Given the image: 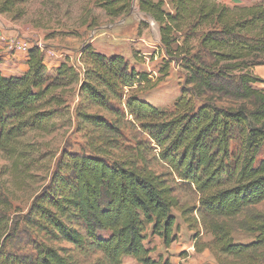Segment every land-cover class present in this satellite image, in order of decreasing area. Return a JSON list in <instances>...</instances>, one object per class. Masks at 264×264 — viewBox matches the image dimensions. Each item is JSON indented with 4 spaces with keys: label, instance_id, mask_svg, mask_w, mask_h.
<instances>
[{
    "label": "trees",
    "instance_id": "1",
    "mask_svg": "<svg viewBox=\"0 0 264 264\" xmlns=\"http://www.w3.org/2000/svg\"><path fill=\"white\" fill-rule=\"evenodd\" d=\"M27 2L0 0V14L20 19ZM138 5L159 27L166 55L164 77L170 63H180L192 74V83L253 97L254 109L218 106L193 88L191 95L183 90L173 109L161 110L139 97L142 90L155 89L159 80L130 67L125 57H108L88 44L81 52L82 69L65 63L51 72L44 52L34 46L24 74L8 77L0 68V151L10 159H24L21 140L29 133L47 131L65 111L67 93L77 85L91 104L133 118L159 150L168 175L198 194L201 221L189 216L193 210L181 205L166 175L127 161H110L93 151L62 156L50 186L34 200L27 225L79 247L90 241L109 264H122L125 258L136 264H173L162 256L154 259L146 242L149 235L158 237L169 248L176 241L174 211L179 210L185 223H201L212 236L208 243L197 241L196 252L209 249L219 264L242 258L256 264L249 252L264 246V219L253 224L257 237L249 245L236 244L228 226L207 220L232 219L264 201V90L253 88L264 83L254 73L264 66V2L232 8L217 0H138ZM100 7L116 20L130 13L131 2L105 0ZM194 36L200 43L195 53L190 44ZM79 115L96 127L111 124L102 116ZM68 218L82 222L86 233L77 234ZM0 264L72 263L56 248L36 240L26 253L0 249Z\"/></svg>",
    "mask_w": 264,
    "mask_h": 264
},
{
    "label": "rangeland",
    "instance_id": "2",
    "mask_svg": "<svg viewBox=\"0 0 264 264\" xmlns=\"http://www.w3.org/2000/svg\"><path fill=\"white\" fill-rule=\"evenodd\" d=\"M104 1L28 0L22 18L0 14V43L4 44L9 55L7 60L0 56L3 73L22 74L21 65L25 63V58L18 52L20 44L27 46L28 52L32 47L40 45L45 54V65L51 72L65 63L82 69L81 52L86 45L91 44L95 51L108 57H125L130 67L148 74L154 82L159 80L155 89L146 92L142 90L139 97L161 110L173 109L183 90L191 95L193 88L202 99L218 106L254 109L253 97H237L192 83V74L180 63H170L168 76L164 77L161 72L166 63V55L158 25L141 12L138 0H129L130 13L116 20L110 19L100 7ZM217 2L225 4L222 0ZM166 8L171 10L170 6ZM190 44L195 53L200 45L199 37L194 36ZM7 51L1 49L0 53ZM258 67V70H264V66ZM256 69L255 75H261L255 72ZM79 88L76 85L67 93L65 111L52 121L47 131L29 133L21 140L20 150L25 152L24 159L16 161L0 151V217L3 218L0 225V249L6 253L22 254L29 252L37 240L59 250L72 264H109L90 241L84 247H79L59 235L46 233L36 227L33 231L27 225L26 218L34 200L50 186L58 162L64 154L90 155L97 151L110 161H127L157 176L166 175L165 180L174 188V194L181 205L192 209L193 214L189 216L200 222L198 194L193 187L168 175L167 167L159 157V150L133 118L128 114L115 115L91 104L80 95ZM253 88L264 90V83L254 84ZM79 113L102 116L111 124L109 127H96L82 121ZM174 213L178 223L174 233L176 241L167 248L162 239L149 235L146 246L152 250V257L169 258L174 264H219L209 249L202 253L195 250L197 241L208 243L212 240V236L206 233L207 227L201 223L197 226L194 223L187 224L179 210ZM263 219L264 201L246 207L238 217L207 221L228 226L236 244L249 245L257 237L252 230L253 224ZM67 224L77 234L86 233L85 226L76 218H68ZM249 258H256V264H264V246L251 249ZM224 262L249 264L247 258ZM122 264L136 262L125 258Z\"/></svg>",
    "mask_w": 264,
    "mask_h": 264
},
{
    "label": "crops",
    "instance_id": "3",
    "mask_svg": "<svg viewBox=\"0 0 264 264\" xmlns=\"http://www.w3.org/2000/svg\"><path fill=\"white\" fill-rule=\"evenodd\" d=\"M223 3L227 4L228 6H231V7H237V6H251V5H255V4H259V3H262L264 2V0H222ZM3 49L4 51H7L5 50V47H4V44L0 43V50ZM18 52L24 56L25 58V63L21 65V69H22V74H24L27 70H28V66L26 64L27 62V57H28V52L25 53L24 51H20L18 50ZM0 56L1 58H3L4 60H7L9 59V55H8V51L7 53L6 52H1L0 53ZM1 60V59H0ZM259 67H257V69L255 70L256 73H259L261 75H258L256 74L259 78H261L262 80H264V70H258ZM263 68V67H261ZM264 69V68H263ZM20 74V75H22ZM20 75H6L8 77L10 76H20ZM263 75V76H262ZM174 264V263H173Z\"/></svg>",
    "mask_w": 264,
    "mask_h": 264
},
{
    "label": "built area",
    "instance_id": "4",
    "mask_svg": "<svg viewBox=\"0 0 264 264\" xmlns=\"http://www.w3.org/2000/svg\"><path fill=\"white\" fill-rule=\"evenodd\" d=\"M38 47L42 50V47L40 45H38ZM17 49L20 50V51L28 52V50H27L28 47L24 46V45H21V44L18 46Z\"/></svg>",
    "mask_w": 264,
    "mask_h": 264
}]
</instances>
